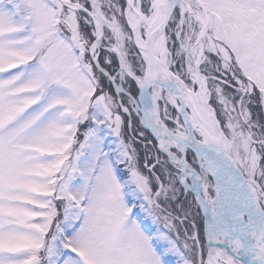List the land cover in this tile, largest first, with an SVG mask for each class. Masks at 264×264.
Segmentation results:
<instances>
[{"label":"snow or ice","instance_id":"snow-or-ice-1","mask_svg":"<svg viewBox=\"0 0 264 264\" xmlns=\"http://www.w3.org/2000/svg\"><path fill=\"white\" fill-rule=\"evenodd\" d=\"M0 264H264V0H0Z\"/></svg>","mask_w":264,"mask_h":264}]
</instances>
